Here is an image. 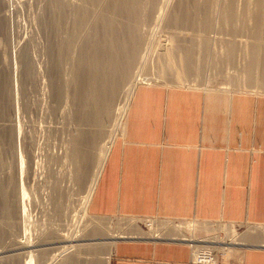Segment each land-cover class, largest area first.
<instances>
[{
    "label": "rangeland",
    "instance_id": "obj_1",
    "mask_svg": "<svg viewBox=\"0 0 264 264\" xmlns=\"http://www.w3.org/2000/svg\"><path fill=\"white\" fill-rule=\"evenodd\" d=\"M94 1L95 0H0V188L4 193V196L3 193H0V202H2L0 203V217L2 216L0 218V223L4 222L2 223L3 226L0 224V227L2 226L0 228V264H24L27 260L28 252L32 254L33 264H45L50 254H55L54 252H50L53 249H49V246L46 248L44 247L42 252L46 251L45 253L47 256L44 261H42L36 254L38 250L33 248L36 244L44 243V235L47 234L45 236L46 239L52 236V241L56 242L57 239L55 235L58 237H60L59 235L65 234L71 235L74 234L73 231L77 229L81 230L83 227L86 228H83L85 230H83L84 234H82L85 237L80 242L69 243L71 247L69 249L70 252L64 257L67 261L71 262L75 248L79 256L82 255V258L88 259V264L90 262H92V264H110L113 247L110 248V245L105 241L85 240L103 239L107 233H150V228L147 230L145 225L152 221H163L171 223L174 226H180L181 229L175 227L174 230L166 232L168 237L176 240H181V237L178 236H185L188 238L193 236L192 238H196L197 240L205 239L207 241H214V238L218 237L217 239H221V237L225 235L222 241L223 239H227L234 240L236 243H241L238 236L245 233V230L264 229V227L227 224H214L213 227L206 229L203 227V224H195L194 227H190L193 223L182 221H169L154 218L140 219L121 216L96 217L90 213L88 206L89 201L84 208V213L82 210L84 196L96 174L97 162L105 149L109 148L110 150L113 143L124 132L132 95L139 85L181 86L202 90L264 95L262 87H253L259 84L257 83L259 82L258 73L262 70L264 71V63L262 62L264 60L262 55L264 54V2L261 0H257V2H255L256 0H169L170 2L168 5L173 3L167 6L166 9L168 11L166 10L164 13V18H162L163 21L161 19V21L159 20L160 22H155L154 16L156 14L154 11L157 12L158 10L159 0V2L157 0H154L155 2L152 0L153 4H157V8L155 5H152V2H149L151 0H136L137 2L131 0V3L135 2V4H139L135 6L133 5L134 3L131 4L129 0H120L118 5H120L123 10L115 9L116 11L114 12L112 10L114 14L117 13L119 15L116 14L119 17V23L117 20L118 17L110 10H107L110 6V3L106 4L108 2L107 0H104V3L100 2L102 0H96L95 2L98 1V4H95ZM126 1H128L131 6L128 2L127 4ZM258 2L262 3L255 5ZM142 3L144 6H142ZM121 4H124V6L122 7ZM106 6L108 7L106 8ZM126 6L127 11H125ZM129 6L132 8L134 6V8H136L133 10V12L136 11V14L135 12L133 14L136 16L135 19L133 15H127L129 12L128 9H130ZM148 6L151 8H148ZM151 9H153L152 14L148 12L151 11ZM229 10L230 13L226 14ZM118 11L123 13L120 15ZM124 11L127 12V14H125L127 18L123 17ZM168 13H171V15ZM111 14H113L114 17ZM107 15H111L112 18H114L113 21L117 20L119 24L124 23L123 25H119L115 21L116 25L118 24L120 28L127 26V24L130 26L131 24L134 26L136 32L140 29V33L139 30L136 33L139 43V38H146V41L149 40L147 41V43L150 42V48L148 47L149 51L144 50L143 52V50H141L138 54L140 58L136 64L137 67L135 66V68L138 69L136 70L134 68V72L140 75L141 78L148 76L147 78L151 77L152 79H148L149 82H147L148 80L144 81L139 79L138 82L133 85L131 98L128 104H126L127 106L125 105L121 111V108L119 107L120 109H118V106L120 105L122 107L124 93L126 94L127 91H129L127 89H131V84H128L123 90L126 74L124 79L121 77L119 89L121 88L120 90H123V94L119 93L121 92L120 90L118 93L123 96L118 94L117 99L119 100H115L118 103H114L116 104V106L114 105L115 108L120 111V116L118 115L119 113H115L114 117L113 115L109 117L110 119L107 117L104 118L101 123V130L104 132L100 131L102 133L94 137L90 135L93 129L85 125L86 127L82 128L85 129L83 130L86 134L88 133L87 131H89V134L83 141L86 140L85 142L87 144L82 142L83 146L78 144L80 147L78 148V146L76 147L77 143H74V148H70V143L73 139L71 137L74 136V141L77 138L79 140L82 131L81 126L76 121L78 117H75V111L77 109L76 102L73 103L72 98H69L70 94H67L69 92H74L75 94L76 91L80 89L76 88V85L74 86L71 83L78 72L76 58L79 55L80 46L88 38V35H90L91 28L94 29L96 26L95 24L99 22L98 20H102L101 18H103V16L107 18ZM148 15L151 17L149 18ZM168 15L171 18L167 17ZM173 15L176 16L174 17ZM121 17H123L124 20ZM130 17L132 20L134 19L133 23ZM151 18L154 20H149ZM173 20L175 21V23H173L174 25L172 24ZM202 20H205V23L202 22ZM151 21L153 23L155 22L154 25ZM167 21L170 23L167 24ZM128 22L131 23L129 24ZM136 26L139 27L137 28ZM115 27L117 28V26ZM166 41H168V43ZM206 43L209 46L208 49ZM162 45H166L165 50H167L166 52L169 51V53L164 52L165 50ZM204 48L208 50L206 51L207 53L204 51ZM159 51H161V53ZM228 51L230 53L232 52V54L227 53ZM253 51H255L257 55L255 62L251 60V53ZM162 54H164L165 57L164 55L162 56ZM168 55L170 56L168 57ZM228 57L230 59L229 61L227 60ZM122 59L123 62L125 58ZM124 62L122 63V68H124ZM128 63H130V61ZM129 67H131V65ZM249 70L251 72L250 80H248ZM169 72H172V74ZM117 76H119L118 73ZM82 79V81L85 80L84 78ZM53 82L56 83V85L58 84L57 88L59 90L57 89L58 91H56V93H54L55 91L53 90V85H55ZM82 83L84 85V82L80 84ZM50 84L52 85L50 86ZM15 86L17 88H14ZM57 93L59 94L56 95ZM121 99L123 101H121ZM16 112L17 116L15 115ZM122 112L123 114H121ZM13 114L15 116H13ZM83 123L85 124V122ZM92 137L94 138L93 145L91 143L93 142L91 141L93 140ZM87 140H89V143ZM20 157L22 159H19ZM20 160L22 161L19 163L23 165L22 178L24 182V202L22 206L27 212V226L25 229L26 231L28 229L25 235L28 237L24 240H26L27 243L29 242L28 245H31L29 248L22 251L15 250L18 248L16 246L13 247L12 243L15 236L20 234L18 231L21 230L18 226L19 223H16L18 222L16 216L18 215L17 204L19 199L17 195L19 185L17 176L19 175H17V173L20 172V168L18 169L20 166L18 161ZM6 204L9 207L6 206ZM11 207H13L12 209L14 210H12ZM6 209L10 210L7 211ZM13 211L17 215L14 214ZM13 224L17 225L14 226ZM227 228L234 229V232H229ZM218 230L220 232H218ZM145 236L146 235H144V237ZM138 237L141 236L139 235ZM24 240L21 241L23 242ZM176 240L174 242H177ZM73 244H75V247ZM199 246L207 245L201 244ZM200 247L195 250L198 251ZM71 249L73 250L71 251ZM69 256L70 260L67 258ZM67 261L64 264H67ZM72 261H74L72 264H85V262L82 261L75 263L74 258ZM63 262L64 260L62 262L60 260L59 262L58 259L52 264H63Z\"/></svg>",
    "mask_w": 264,
    "mask_h": 264
},
{
    "label": "crops",
    "instance_id": "obj_2",
    "mask_svg": "<svg viewBox=\"0 0 264 264\" xmlns=\"http://www.w3.org/2000/svg\"><path fill=\"white\" fill-rule=\"evenodd\" d=\"M89 202L96 217L264 227V95L139 85ZM148 228L156 238L117 240L110 264L191 263L193 243ZM244 232L219 264H264V229Z\"/></svg>",
    "mask_w": 264,
    "mask_h": 264
},
{
    "label": "bare ground",
    "instance_id": "obj_3",
    "mask_svg": "<svg viewBox=\"0 0 264 264\" xmlns=\"http://www.w3.org/2000/svg\"><path fill=\"white\" fill-rule=\"evenodd\" d=\"M9 1V0H8ZM96 1V0H95ZM94 1V3L96 4L97 2H95ZM104 0H102V1H100L101 3L103 2ZM108 1V2H107ZM105 3L106 4H108V3H110L109 5V9L107 8L108 6H106V8H107V10L109 11H111L112 12V10H113V12L114 11H116V10H120V9H122L121 8V6L120 5H118L119 3H120V0H107ZM110 1V2H109ZM122 1V0H121ZM130 1V3H131V0H129ZM136 1V0H135ZM149 1V0H148ZM154 1V0H153ZM158 1V0H157ZM160 1V3H159V6H158V10H157V12H155L154 11V13L156 14L155 16H154V19H155V22H160L161 21V19L162 18H164V13L166 12V8H167V6H169V5H172V3L171 4H169L168 5V3L170 2L169 0H159ZM158 1V2H159ZM178 1V0H177ZM180 1V0H179ZM225 1V0H224ZM259 1V0H258ZM261 1H263L264 2V0H261ZM125 2V1H124ZM128 1H126V3H127ZM133 2V1H132ZM137 2V1H136ZM145 2V1H144ZM143 2V3H144ZM149 2H152V0L151 1H149ZM155 2V1H154ZM248 2V1H247ZM246 2V3H247ZM255 2H257V0L255 1ZM100 3V4H101ZM104 3V2H103ZM123 3V2H122ZM129 3V2H128ZM127 3V4H128ZM130 3H129V5H130ZM134 3V4H133ZM133 3H131V4H133L134 6L135 5H139V4H135V2H133ZM142 3V4H143ZM145 3H148V2H145ZM259 3H262V2H258V3H256L255 5H259ZM98 4V3H97ZM125 4V3H124ZM124 4H121L122 5V7L124 6ZM149 4H151V3H149ZM235 4V3H234ZM126 5V4H125ZM152 5H155V7H156V5L157 4H153V2H152ZM232 5V4H231ZM261 5V4H260ZM263 5V4H262ZM93 6V5H92ZM128 6V5H127ZM127 6H126V10L125 11H127ZM131 6V5H130ZM129 6V7H130ZM134 6H133V8L132 7H130V9H128V14H127V12H125L124 13V16L123 17H125V14H127V15H129V16H131V15H133L134 14V12H135V14H136V11H134L133 12V10L134 9H136V8H134ZM141 6V5H140ZM142 6H144V4L142 5ZM11 7V6H10ZM95 7V6H94ZM128 7V8H129ZM139 7V6H138ZM137 7V8H138ZM150 6H148V8H149ZM154 7V8H155ZM104 8V7H103ZM106 8H105V10H106ZM125 8V7H124ZM144 8V7H143ZM142 8V9H143ZM146 8H147V6H146ZM145 8V9H146ZM151 8V7H150ZM157 8V7H156ZM234 8V7H233ZM239 8V7H238ZM248 8V7H247ZM263 8V7H262ZM96 9H97V5H96ZM98 9H99V7H98ZM100 9H102V8H100ZM116 9V10H115ZM139 9V8H138ZM104 10V11H105ZM123 10V9H122ZM140 10V9H139ZM147 10V9H146ZM150 10V9H149ZM153 9H151V11H148V12H151V14H152V11ZM264 10V9H263ZM5 11V10H4ZM99 11V10H98ZM142 11V10H141ZM168 11V10H167ZM171 11V10H170ZM96 12V11H95ZM100 12H101V10H100ZM112 12V13H113ZM119 12V11H118ZM140 12V11H139ZM148 12H147V14H148ZM97 13V12H96ZM102 13H103V11H102ZM110 13V12H109ZM121 13H123V12H119V14L121 15ZM145 13V12H144ZM153 13V14H154ZM173 13V12H172ZM224 13V12H223ZM228 13H230V10L229 11H227L226 12V14H228ZM101 14V13H100ZM114 14V13H113ZM113 14H111L112 16H113ZM117 14V13H116ZM116 14H114L116 17H118ZM141 14V13H140ZM139 14V15H140ZM146 14V13H145ZM169 14V13H168ZM232 14V13H231ZM111 15H107L108 17L109 16H111ZM143 15V14H142ZM150 15V14H149ZM148 15V17L150 18L151 16H149ZM167 15V14H166ZM169 15H171V13L169 14ZM167 16V17H169V18H171L170 16ZM220 15V14H219ZM222 15V14H221ZM102 16V15H101ZM100 16V17H101ZM106 16V17H107ZM112 16L110 17V18H112ZM141 16V15H140ZM143 16H145V15H143ZM174 16V15H173ZM176 16V15H175ZM174 16V17H175ZM231 16V15H230ZM229 16V17H230ZM246 16V15H245ZM104 18V16H103V18H101L102 20H98L99 22H97V24H95L94 26V29L93 28H91V31H90V35H88V38L85 40V42L80 46L81 48L79 49V55H78V57L76 58L77 60V63H76V65H77V68H78V74L76 73V77H75V79H73L72 81L73 82H75V83H73V82H71L76 88H80V89H78L77 91H76V93L74 94V92H72V93H67V94H70V97L69 98H72V100H73V103H75L76 102V106H77V109H76V111H75V117H78V119L76 120L77 121V123L81 126V128L82 127H86L85 125H88V128H92L93 130H92V133L90 134L91 136H97V135H100L102 132H104V131H102L101 129H102V127H101V123L103 122V120H104V118H109V117H112V115H113V117H114V114L115 113H119L120 111L118 110V109H120L121 111H122V108H124L125 107V105L126 104H128V101H129V99L131 98V93H132V87H133V85L136 83V82H138V80L140 79V80H148V79H152L151 77L150 78H147V77H144V78H141L140 77V75H138L136 72H134V68H135V66H136V64H137V62H138V60H139V58H140V56L138 55L140 52H141V50H143V52H144V50H146V51H149L148 50V47H149V43L150 42H148L147 43V41H149V40H147L146 41V38L145 39H143V38H139L140 39V43L138 42L139 40H138V36H136V33L138 32V30H139V33H140V29H138L137 30V32H136V30L134 29V26H132L129 22V24H130V26L127 24V26H125V27H122V28H120L119 26H118V24L120 23V21H119V17H118V21H119V23L117 22V20H115L118 24L116 25V23H115V21H113V19L114 18H112V19H110V18ZM114 17V16H113ZM123 17H121V18H123ZM133 17H134V19H135V17L136 16H134L133 15ZM132 17V18H133ZM148 17H147V19H148ZM166 17V16H165ZM179 17V16H178ZM183 17V16H182ZM225 17V16H224ZM125 18H127V17H125ZM129 18V17H128ZM153 18V17H152ZM152 18L151 19H149V20H152ZM173 18V17H172ZM180 18V17H179ZM185 18V17H184ZM187 18V17H186ZM116 19V18H115ZM130 19H131V17H130ZM133 19V20H134ZM140 19H142V18H140ZM144 19V18H143ZM153 19V20H154ZM166 19V18H165ZM187 19H189V18H187ZM223 19V18H222ZM226 19H228V18H226ZM123 20H124V18H123ZM129 20V19H128ZM132 20V19H131ZM130 20V21H131ZM133 20H132V23H133ZM139 20V19H138ZM152 20V21H153ZM160 20V21H159ZM171 20V19H170ZM169 20V21H170ZM182 20V19H181ZM200 20V19H199ZM144 21H145V19H144ZM151 21V22H152ZM162 21H163V19H162ZM169 21H167V24L168 23H170ZM188 21V20H187ZM205 21V20H204ZM203 20H202V22H204ZM228 21V20H227ZM122 22V21H121ZM124 22V21H123ZM136 22H138V21H136ZM136 22H134V23H136ZM140 22H141V20H140ZM154 22V23H155ZM166 22V21H165ZM181 22V21H180ZM183 22V21H182ZM185 22H186V20H185ZM190 22V21H189ZM95 23V22H94ZM154 23L152 22V24L154 25ZM163 23V22H162ZM162 23H160V24H162ZM173 23H175V21L173 20V22H172V24ZM177 23H178V21H177ZM176 23V24H177ZM205 23V22H204ZM11 24V23H10ZM124 24V23H123ZM122 23L121 24H119V25H123ZM147 24H148V22H147ZM151 24V23H150ZM156 24H158V23H156ZM159 24V25H160ZM166 24V25H167ZM175 24V25H176ZM184 24V23H183ZM182 24V25H183ZM201 24V23H200ZM92 25H93V23H92ZM136 25V24H135ZM142 25V24H141ZM146 25V24H145ZM174 25V24H173ZM178 25V24H177ZM185 25V24H184ZM201 25H203V24H201ZM115 26H117V28L115 27ZM140 26V25H139ZM139 26H136L137 28L139 27ZM156 26V25H155ZM170 26V25H169ZM206 26V25H205ZM209 26V25H208ZM119 27V28H118ZM135 27V28H136ZM141 27V26H140ZM165 27V26H164ZM202 27H204V26H202ZM207 27V26H206ZM205 27V28H206ZM159 28V27H158ZM172 28V27H171ZM208 28V27H207ZM173 29V28H172ZM138 33V34H139ZM144 34V33H143ZM142 35V34H141ZM146 35V34H145ZM140 36V35H139ZM178 36V35H177ZM138 40V41H137ZM169 41H170V39H169ZM165 42V41H164ZM167 43H168V41H166ZM171 43H174V42H171ZM207 44V43H206ZM169 45H170V43H169ZM173 45V44H172ZM179 45V44H178ZM210 45V44H209ZM137 46H138V48H137ZM163 46V45H162ZM166 46V45H165ZM165 46H163L164 47V50H165ZM177 46V45H176ZM204 47H205V45H204ZM208 44H207V49H208ZM150 48V47H149ZM170 48V47H169ZM168 49V48H167ZM171 49V48H170ZM180 49V48H179ZM162 51H163V49H162ZM167 50H165L164 52H166ZM174 51V50H173ZM172 51V52H173ZM204 51L206 52V51H208V50H206L205 48H204ZM78 52V51H77ZM160 53H161V51H159ZM171 52V51H170ZM175 52V51H174ZM137 53V54H136ZM159 53V54H160ZM163 53V52H162ZM166 53H169V51L168 52H166ZM178 53V52H177ZM207 53V52H206ZM209 53V52H208ZM227 53H230L229 51L227 52ZM179 54V53H178ZM230 54H232V52L230 53ZM144 55V54H143ZM164 54H162V56H163ZM180 55V54H179ZM206 55H208V54H206ZM224 55V54H223ZM263 55V57H264V54H262ZM142 56V55H141ZM170 55H168V57H169ZM173 56V55H172ZM224 56H226V55H224ZM164 57H165V55H164ZM223 57V56H222ZM122 58H125V62H124V68H122ZM160 58H163V57H160ZM173 58H174V56H173ZM178 58V57H177ZM226 58V57H225ZM256 58H257V55H256V53H255V51H253L252 53H251V60L253 61V62H255V60H256ZM215 59V58H214ZM134 60H135V62H134ZM142 60V59H141ZM159 60V59H158ZM163 60V59H162ZM178 60V59H177ZM227 60L229 61L230 59H229V57L227 58ZM130 61V63H128ZM143 61V60H142ZM132 62V63H131ZM263 63H264V60L262 61ZM141 63V62H140ZM150 63V62H149ZM12 64V63H11ZM131 65V67H129ZM152 65V64H151ZM57 67V66H56ZM137 67V66H136ZM130 68V69H129ZM136 69V68H135ZM138 69V68H137ZM136 69V70H137ZM15 70V69H14ZM169 70V69H168ZM170 71V70H169ZM59 72V71H58ZM168 72V71H167ZM173 72V71H172ZM172 72H169V73H171L172 74ZM117 73H118V75L119 76H117ZM134 73H135V76H134ZM258 73V72H257ZM58 74V73H57ZM125 74H126V78H125ZM137 74V75H136ZM251 72H250V70H249V72H248V80H250V78H251ZM13 75H14V73H13ZM61 75V74H60ZM142 75H143V73H142ZM148 75V74H147ZM16 76V75H15ZM50 76V75H49ZM75 76V75H74ZM145 76V75H144ZM19 77V76H18ZM57 77V76H56ZM121 77H123V79L125 78V81H124V88H123V90L125 89V86H127L128 84H131V89H127V90H129V91H127V93L125 94L124 93V98H123V100H124V102H123V105H122V107L119 105H117L118 106V109H116L115 108V106H116V104H114L115 102L116 103H118L117 101H115V100H119V99H117L118 98V94L119 93H122L123 94V90L121 91L120 89H119V84H120V81H121ZM140 77V78H139ZM143 77V76H142ZM52 78H54V77H52ZM58 78V77H57ZM82 78H84L85 80L84 81H82L83 79ZM120 78V79H119ZM49 79V78H48ZM47 79V80H48ZM153 79H155V78H153ZM258 79H259V82H257V83H259L258 85H254L253 87H257V88H263V90H264V71L262 70L261 72H259L258 73ZM14 80H15V78H14ZM156 80V79H155ZM53 81V80H52ZM154 81V80H153ZM45 82V81H44ZM50 82V81H49ZM56 82V81H55ZM65 82V81H64ZM81 82H84V85H83V83L82 84H80ZM123 82V81H122ZM121 82V83H122ZM147 82H149V80L147 81ZM54 83V82H53ZM20 84V83H19ZM55 85H53V90L55 91H53L54 93H56V91H58L59 89L57 88V85H56V83H54ZM62 84V83H61ZM71 84V85H72ZM49 85V84H48ZM52 84H50V86H51ZM72 85V86H73ZM83 85V86H82ZM81 86V87H80ZM130 86V85H129ZM259 86V87H258ZM49 87V86H48ZM62 87V86H61ZM14 88H17L16 86L14 87ZM60 88V87H59ZM75 88V89H76ZM49 89V88H48ZM58 89V90H57ZM64 89V88H63ZM66 89V88H65ZM255 89V88H254ZM45 90V89H44ZM80 90H81V93H80ZM119 90L121 91V92H119ZM257 90V89H256ZM62 91V90H61ZM65 92H67V91H65ZM119 92V93H118ZM51 93V92H50ZM60 93V92H59ZM59 93H57L56 95H58ZM14 94V93H13ZM53 94V93H52ZM121 94V95H122ZM15 95V94H14ZM55 95V94H54ZM53 95V96H54ZM64 95V94H63ZM120 95V94H119ZM120 95V96H121ZM52 96V97H53ZM65 96H66V93H65ZM120 96H119V98H120ZM123 96V95H122ZM67 97V96H66ZM59 98H60V96H59ZM57 99H58V96H57ZM14 100V99H13ZM59 100H61V99H59ZM69 100H71V99H69ZM75 100V101H74ZM122 99H121V101H123ZM69 103V102H68ZM81 104V105H80ZM115 105V106H114ZM74 106V105H73ZM127 106V105H126ZM120 107V108H119ZM14 108V107H13ZM16 108V107H15ZM66 109V108H65ZM15 111H16V109H15ZM17 114V112L15 113V115ZM121 114H123V112L121 113ZM14 114H13V116H15ZM71 115V114H70ZM119 116H120V113L118 114ZM117 115V116H118ZM17 116V115H16ZM61 116V115H60ZM72 116H73V114H72ZM74 117V116H73ZM15 118V117H14ZM13 118V119H14ZM69 118V117H68ZM122 118V117H121ZM120 118V119H121ZM71 119H73V118H71ZM110 119V118H109ZM15 120V119H14ZM52 120V119H51ZM74 120V119H73ZM116 120V119H115ZM120 121V120H119ZM69 122V121H68ZM73 122V121H72ZM83 122H85V124L83 123ZM83 125V126H82ZM113 126V125H112ZM20 127V126H19ZM66 127V126H65ZM115 127V126H114ZM80 128V129H81ZM84 128H82V131H81V136H80V138H79V140H78V138L77 139H75V141H74V134L72 135L73 137H71V138H73L72 139V142L70 143L71 145H70V148H74V143H77V145H76V147L78 146V144L79 145H82L83 143L82 142H85V141H83L84 139H86L87 138V135L89 134V131H87L88 133L86 134V132L83 130ZM87 129V128H86ZM111 129V128H110ZM73 131V130H72ZM100 131H102V132H100ZM74 132V131H73ZM69 134H71V133H69ZM89 135V136H90ZM18 136V135H17ZM90 136V137H91ZM89 137V138H90ZM92 137V139L93 140H91V141H93V142H91L92 143V145L94 144V138ZM21 138V137H20ZM17 139V138H16ZM19 139V138H18ZM68 140V139H67ZM71 141V140H70ZM88 141V143H89V140H87ZM11 142V141H10ZM25 142V141H24ZM19 143V142H18ZM86 143V142H85ZM87 144V143H86ZM68 145V144H67ZM83 146V145H82ZM75 147V148H76ZM18 148V147H17ZM78 148H80L79 146H78ZM82 148V147H81ZM18 150V149H17ZM108 150H109V148H106L105 149V151L103 152V154H102V156H101V158L98 160V162H97V170L95 171L96 172V174H95V177L93 178V180H92V182H91V184H90V186L88 187V190H87V192H86V195L84 196V204L82 205L83 206V213H84V208H85V206H86V204H87V202L89 201V199H90V197H91V195H92V192H93V189H94V186H95V184H96V181H97V179H98V176H99V174H100V172H101V169H102V167H103V164H104V162H105V159H106V157H107V154H108ZM21 153V152H20ZM17 155V154H16ZM20 155V154H19ZM35 156V155H34ZM17 157H19V156H17ZM21 157H22V154H21ZM19 158V159H22V158ZM22 160H20V161H18V163L19 162H21ZM20 164V163H19ZM19 164H18V166H19ZM23 167V165H22V163L20 164V166L18 167V169H19V171L20 172H18L17 173V175H19V176H17L18 177V211H17V214L13 211V213L14 214H16L15 216L17 217H15L16 219H18V222H16L17 224L19 223V227L21 228V230L20 231H18V232H20V234L19 235H16L15 236V239L13 240V247L14 246H16L18 249H15V250H18V251H22V250H24V249H26V248H29L31 245H28V243L26 242V240H24L25 238H27L28 236H25L26 235V233L28 232V229H27V231H26V223H27V217H26V211H25V209H24V207L22 206L23 205V202H24V196H23V178H22V173H23V171H22V168ZM95 167V166H94ZM39 168H40V166H39ZM38 169V168H37ZM37 172H38V170H37ZM32 178V177H31ZM34 179V178H33ZM5 182V181H4ZM15 182V181H14ZM13 182V183H14ZM3 188V187H2ZM9 188V187H8ZM4 189V188H3ZM14 189H15V187H14ZM8 190V189H7ZM14 191V190H13ZM0 193H3V191H2V189L0 188ZM7 193V192H6ZM81 193V192H80ZM14 195V194H13ZM12 195V196H13ZM3 196H4V193H3ZM2 197V196H1ZM9 197V196H8ZM3 198V197H2ZM13 199V198H12ZM14 200V199H13ZM9 201V200H8ZM14 202H17V201H14ZM0 203H2V202H0ZM11 204H12V202H11ZM5 205V204H4ZM13 205V204H12ZM14 205H15V203H14ZM6 206H8L7 204H6ZM5 206V207H6ZM80 206V205H79ZM4 207V206H3ZM9 207V206H8ZM7 208V207H6ZM13 207H11V209H12ZM1 209V208H0ZM7 210V209H6ZM8 210H10V209H8ZM7 210V211H8ZM12 210H14V209H12ZM68 210V209H67ZM7 211H6V213H7ZM10 212V211H9ZM5 213V212H4ZM8 216V215H7ZM10 216V215H9ZM83 216V215H82ZM2 217V216H1ZM0 217V218H1ZM10 218V217H9ZM13 218V217H12ZM3 219H5V218H3ZM7 219V218H6ZM81 219V218H80ZM8 220V219H7ZM12 220V219H11ZM13 220H15V219H13ZM2 221V220H1ZM3 221H6V220H3ZM84 221V220H83ZM8 222H9V220H8ZM13 222V221H12ZM2 223H4V222H2ZM2 223H0L1 225H2ZM14 223V222H13ZM78 223V222H77ZM100 223V222H99ZM10 224V223H9ZM8 224V225H9ZM16 224V225H17ZM79 224V223H78ZM101 224V223H100ZM104 224V223H103ZM132 224V223H131ZM14 225V224H13ZM16 225H14V226H16ZM160 226V227H164V228H168V227H170V228H178V229H181V227L180 226H174V225H171V224H164V223H155V222H150V223H148L147 224V226L148 227H153V226ZM3 226V225H2ZM1 226V227H2ZM17 226V227H18ZM86 226V225H85ZM0 227V228H1ZM87 227V226H86ZM14 228H16V227H14ZM83 228H85V227H83ZM81 229V230H79V229H77L76 231H73L74 232V234H71V235H59L60 237H58V236H56L55 235V238L57 239V241H56V239H55V241L56 242H53L52 241V236L51 237H47V239H46V235H44V237H43V239H44V241L43 240H41V241H43L44 243H39V244H36L33 248H35L36 250H38L37 252H36V254H37V256L38 257H40V259L42 260V261H44V259L46 258V256H47V254L45 253L46 251H44V252H42V250L44 249V247L46 248V247H50L49 249H53L52 251H50V252H54L55 254H50V257H48L49 259H48V261H47V263H45V264H52L54 261H57L58 259H59V262H60V260H61V262L64 260V262H63V264L67 261L66 259H64V257H65V255L67 256L68 254V252H70V245H69V243H72V242H80V241H82L83 240V238L85 237L84 235H82V234H84L83 232V230H85V229ZM72 229V228H71ZM169 229V228H168ZM225 229V228H224ZM15 230H17V229H15ZM227 230H229V232H234V229H228L227 228ZM256 230V229H255ZM1 231V230H0ZM22 231V232H21ZM64 231V230H63ZM81 231V232H80ZM130 231V230H129ZM219 231V230H218ZM263 231V230H262ZM30 232V231H29ZM35 232V231H34ZM68 232V231H67ZM132 232V231H131ZM9 233V232H8ZM7 233V234H8ZM15 233H17V232H15ZM60 233V232H59ZM259 233V232H258ZM263 233V232H262ZM29 234V233H28ZM27 234V235H28ZM56 234V233H55ZM106 235V234H105ZM144 236V234H143V232H136V233H124V232H121L120 234H113V233H107V235L105 236V238H103V239H86L85 241H94V240H100V241H105L108 245H110V248L111 247H113L114 246V244H115V240H118V239H123V238H132V237H138V236ZM157 235L158 234H155V232H150V233H148V235H146V236H149V237H152V238H156L157 237ZM21 236H23V237H21ZM29 236H30V234H29ZM88 236V235H87ZM192 236V235H191ZM58 237V238H57ZM178 237H181V239H182V241L181 242H190V243H193L192 245H191V247L193 248V257H195L196 255H197V250H195V249H198V245L196 244V243H200V242H202L203 240H200V239H195V238H192V237H185V236H178ZM240 239H241V237L240 236H238ZM54 238V237H53ZM238 238V239H239ZM9 239V238H8ZM24 240L23 242L21 241V240ZM49 239V240H48ZM158 239H160V238H158ZM237 239V238H236ZM235 239V240H236ZM238 239H237V241H238ZM30 241V240H29ZM35 241V240H34ZM25 244V245H24ZM35 244V243H34ZM33 244V245H34ZM32 245V246H33ZM58 245H59V247H58ZM61 245V246H60ZM74 245V247H75V244H73ZM225 245H226V247H224L222 250H221V252L222 253H226V254H230V252H232V250L233 249H235L236 247H238L239 245H240V243H236V242H234V240H230L229 242H227V243H225ZM84 246V245H83ZM86 246V245H85ZM89 246V245H88ZM32 248V247H31ZM35 250V251H36ZM41 250V251H40ZM45 250H48V249H45ZM69 250V251H68ZM73 249H71V251H72ZM40 251V252H39ZM13 252H14V250H13ZM28 252V251H27ZM26 252V253H27ZM29 253V254H28ZM27 254V260L25 261V263L24 264H33L34 262H32V254L30 253V252H28ZM57 253V254H56ZM73 253V252H72ZM89 255V254H88ZM34 256V255H33ZM82 256V255H81ZM81 256H79V254H78V252L75 250V248H74V255H73V258L75 259V263L76 262H79V261H82V262H85V264L88 262L87 260H86V258H82ZM85 256V255H84ZM35 257V256H34ZM72 257V256H71ZM106 257V256H105ZM108 257H109V255H108ZM69 260H70V256L69 257H67ZM73 258H71L72 260H73ZM82 258V259H81ZM89 258V257H88ZM106 259V258H105ZM71 260V262L70 261H67L68 263L67 264H72V262L74 263V261H72ZM108 260V259H107ZM62 264V263H61ZM77 264V263H76ZM88 264V263H87ZM89 264H92V262H90ZM106 264H108V263H106Z\"/></svg>",
    "mask_w": 264,
    "mask_h": 264
},
{
    "label": "built area",
    "instance_id": "obj_4",
    "mask_svg": "<svg viewBox=\"0 0 264 264\" xmlns=\"http://www.w3.org/2000/svg\"><path fill=\"white\" fill-rule=\"evenodd\" d=\"M145 228L148 230L147 224ZM223 233V232H222ZM225 235L221 237V239H217L218 237L214 238V241H207L203 239L202 242L196 243L198 245L204 244L207 246H201L200 249L197 251V255L193 257L190 264H219V257L223 256L225 253H222L221 250L226 247L225 243L229 242L230 240L223 239ZM227 240V241H224Z\"/></svg>",
    "mask_w": 264,
    "mask_h": 264
}]
</instances>
